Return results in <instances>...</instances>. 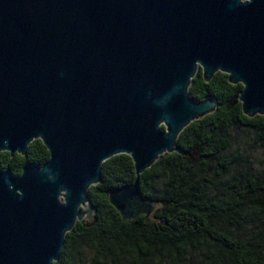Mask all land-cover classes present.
Here are the masks:
<instances>
[{"label":"water","instance_id":"obj_1","mask_svg":"<svg viewBox=\"0 0 264 264\" xmlns=\"http://www.w3.org/2000/svg\"><path fill=\"white\" fill-rule=\"evenodd\" d=\"M198 69L227 74L242 112L264 116V0H0V152L39 139L49 155L0 169V264L57 261L118 154L135 177L108 200L123 220L148 216L139 175L216 108L189 96Z\"/></svg>","mask_w":264,"mask_h":264},{"label":"trees","instance_id":"obj_2","mask_svg":"<svg viewBox=\"0 0 264 264\" xmlns=\"http://www.w3.org/2000/svg\"><path fill=\"white\" fill-rule=\"evenodd\" d=\"M241 89L221 72L206 82L198 69L189 96L212 98L216 108L180 132L178 151L139 175L152 211L123 220L110 204L108 192L135 177L129 155L112 156L88 189L91 218L66 233L52 264H264V116L242 112ZM48 157L36 139L24 156L0 152V169L18 175Z\"/></svg>","mask_w":264,"mask_h":264}]
</instances>
